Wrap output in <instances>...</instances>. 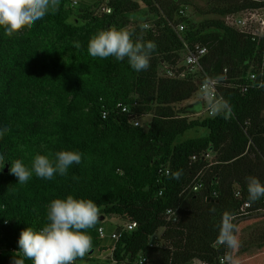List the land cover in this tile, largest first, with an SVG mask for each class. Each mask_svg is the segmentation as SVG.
I'll list each match as a JSON object with an SVG mask.
<instances>
[{
    "label": "trees",
    "instance_id": "16d2710c",
    "mask_svg": "<svg viewBox=\"0 0 264 264\" xmlns=\"http://www.w3.org/2000/svg\"><path fill=\"white\" fill-rule=\"evenodd\" d=\"M72 1L53 0L54 10L11 37L0 27V264L13 257L32 264L17 253L21 230L39 231L50 201L68 195L99 208L95 226L86 230L91 250L108 248L100 245L101 216L136 222L132 230L115 229L121 232L110 247L112 264H149V256L154 264H228L232 249L218 243L222 214L234 215L235 235L241 220L264 211V197L250 202L246 183L254 176L264 184V42L226 16L262 7L264 0H205L221 18L190 26L179 11L189 0H108L100 12ZM139 2L152 28L130 27ZM111 27L155 43L147 70L135 71L127 58L89 54L90 38ZM194 44L206 47L203 71L219 78L218 95L230 110L189 118L203 109L200 100L175 111L176 103L198 94L202 81L200 71L177 65ZM164 62L172 76L159 75ZM251 70L256 78L247 76ZM196 127L209 132L176 141ZM62 150L81 154L66 175L33 173L19 183L9 172L16 159L31 168L37 154L54 160Z\"/></svg>",
    "mask_w": 264,
    "mask_h": 264
},
{
    "label": "clouds",
    "instance_id": "9594fccd",
    "mask_svg": "<svg viewBox=\"0 0 264 264\" xmlns=\"http://www.w3.org/2000/svg\"><path fill=\"white\" fill-rule=\"evenodd\" d=\"M50 10H54L53 0H0V27L5 35L11 37L22 28L42 19ZM79 47V44L76 45ZM156 45L142 38L133 41L132 34L124 29L111 27L100 30L88 43V52L92 57L102 59L114 56L122 61L127 58L132 69L139 72L150 66V55ZM212 114L229 109L228 102L221 99L211 105ZM6 130V129H5ZM0 156V161H3ZM81 163V154L77 151L62 150L55 153V159L37 154L27 167L20 159L11 162L10 174L17 182L26 183L33 173L43 179H51L54 174L66 175L73 164ZM180 172L174 176L179 179ZM248 199L250 202L264 197V184L254 176L246 177ZM214 211V209H213ZM99 217L98 206L90 199H53L47 205V222L39 231L31 227L21 230L17 253L32 261V264H74L91 250L92 239L87 229L95 226ZM234 215L224 212L219 225L218 243L228 249L239 246L234 235ZM231 260V256L228 257ZM11 264H23L22 259L12 258ZM235 264V261L232 262Z\"/></svg>",
    "mask_w": 264,
    "mask_h": 264
},
{
    "label": "rangeland",
    "instance_id": "374dc122",
    "mask_svg": "<svg viewBox=\"0 0 264 264\" xmlns=\"http://www.w3.org/2000/svg\"><path fill=\"white\" fill-rule=\"evenodd\" d=\"M77 3H72L75 7H85L90 6L96 12H100L103 9V6L106 5L108 0H76ZM139 7L135 11H131L129 14L130 27H136L137 25L142 26L144 29L153 27V18L150 14L147 13L146 6L139 2ZM183 11V15L187 18V21L190 24H198L206 19H215L221 18L217 14L209 12V2L205 0H189L188 5H183L180 7L179 11ZM223 19V18H222ZM73 20V18H71ZM190 28V27H189ZM51 36L47 37V40H50ZM184 54L180 53V60L178 66L184 65L183 60ZM64 58L67 59V53L64 55ZM69 58V57H68ZM168 65L164 62L158 69V73L161 76L167 75ZM183 73V72H182ZM201 100L199 94H195L189 97L186 100L178 102L175 104V111H179L189 105L196 103ZM204 103V102H203ZM207 113L204 111V108L196 114L189 113L187 116L189 118H202ZM146 120L150 119V115L145 117ZM209 130L207 128L196 127L190 130L185 131L183 135L177 137L176 141H183L191 137H199L208 134ZM124 220L115 216L110 215L106 216L104 219H101V224L104 228L105 237H103V242L111 243L110 247L113 246L114 240L110 238L111 232L114 231L118 226L124 225ZM264 211L258 212L246 220H241L236 227L235 236L238 240L239 246L235 249H232L231 260L228 259L229 263L232 264L235 261V264H264ZM254 228V229H253ZM162 229H159L156 233V239H159ZM156 239H153L156 240ZM98 249V247H96ZM96 249L89 251L83 259H78L74 264H112V255L110 248H107V251ZM154 260V262H153ZM149 264H154L156 258L149 256Z\"/></svg>",
    "mask_w": 264,
    "mask_h": 264
},
{
    "label": "built area",
    "instance_id": "2783aa9c",
    "mask_svg": "<svg viewBox=\"0 0 264 264\" xmlns=\"http://www.w3.org/2000/svg\"><path fill=\"white\" fill-rule=\"evenodd\" d=\"M73 3H76V0H73ZM107 12L110 11L108 7L105 8ZM180 13H183L180 10ZM226 22L235 28H237L241 33L247 35L252 40L256 42H264V6L258 8H248L239 13L231 14L226 16ZM184 24L179 23L176 26V30L179 34L183 33L184 31ZM207 52L205 46L200 44H194L191 47L186 46L185 53H184V65L189 68L193 73L195 71H200L202 73V81L198 86V94L201 96V101L203 103L204 111L208 115L212 114V107L211 105L214 104L216 101L221 100V97L218 95V87L220 85V80L217 77H210L207 75L202 68L201 58ZM167 75L172 76L173 72L171 69H167ZM250 79L256 78L258 76V72L256 73L255 70H251L248 72L247 75ZM123 110H128L127 106H122ZM199 113V112H198ZM134 124L138 125L139 120L135 119ZM195 158V157H194ZM201 187V184H196L193 186L194 190H197ZM248 206V203L244 204V207ZM170 215L172 212L168 210ZM136 227V222L129 221L124 223L122 230H132ZM120 232H113L110 236L111 239L116 241L119 236ZM99 236L102 238L105 236L104 228H98ZM144 261H147L146 258H143Z\"/></svg>",
    "mask_w": 264,
    "mask_h": 264
},
{
    "label": "crops",
    "instance_id": "0c3cea01",
    "mask_svg": "<svg viewBox=\"0 0 264 264\" xmlns=\"http://www.w3.org/2000/svg\"><path fill=\"white\" fill-rule=\"evenodd\" d=\"M261 225H264V223H261ZM253 229H254V228H253ZM113 232H116V231H115V230L112 231L111 234H112ZM104 237H105V236H104ZM101 239H102V240H101L100 245H103V246H106V247L110 248L111 243H109V242H103V237H102ZM96 249H97V248H95L94 252H96ZM111 249H112V248H110V250H111ZM97 250H98V249H97ZM103 251H107V250H103Z\"/></svg>",
    "mask_w": 264,
    "mask_h": 264
},
{
    "label": "water",
    "instance_id": "95a60500",
    "mask_svg": "<svg viewBox=\"0 0 264 264\" xmlns=\"http://www.w3.org/2000/svg\"><path fill=\"white\" fill-rule=\"evenodd\" d=\"M8 167L6 166L5 171H7ZM104 216H101L99 219H103Z\"/></svg>",
    "mask_w": 264,
    "mask_h": 264
}]
</instances>
